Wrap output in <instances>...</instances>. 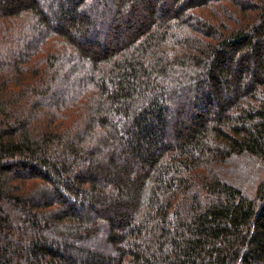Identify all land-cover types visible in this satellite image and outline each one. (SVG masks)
<instances>
[{
	"label": "trees",
	"instance_id": "obj_1",
	"mask_svg": "<svg viewBox=\"0 0 264 264\" xmlns=\"http://www.w3.org/2000/svg\"><path fill=\"white\" fill-rule=\"evenodd\" d=\"M0 264H264V0H0Z\"/></svg>",
	"mask_w": 264,
	"mask_h": 264
}]
</instances>
